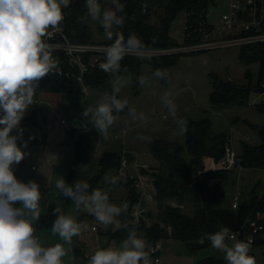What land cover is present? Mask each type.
Instances as JSON below:
<instances>
[{"label":"trees","instance_id":"16d2710c","mask_svg":"<svg viewBox=\"0 0 264 264\" xmlns=\"http://www.w3.org/2000/svg\"><path fill=\"white\" fill-rule=\"evenodd\" d=\"M215 3L216 0H125L122 4L126 18L120 30L126 38L130 33H136L149 49L178 48L181 44L171 35V31L178 16L185 13L188 29L182 46L192 45L197 41L201 42L202 38L198 37L194 40L187 34L194 31L198 34L201 26H207L209 9ZM65 11L66 34L70 41L82 44H111L112 41L101 39L104 36V30L100 26L95 32L88 24L86 0H71ZM210 29L213 28L210 26ZM200 35L203 36V34ZM52 55L59 58V63L65 66L67 74L62 79L56 78L52 73L42 78L36 87L33 104H36L42 93L70 95L77 100L83 94L82 85L78 80L80 69L76 65L73 66L65 55L55 52ZM182 55L186 54H166L151 57L150 60L130 57L121 64L122 67L126 66L134 87L139 89L136 78L142 75L144 65H148L154 71L157 68H166L169 73L170 69L178 64ZM85 60L87 61V58ZM239 60L246 67L257 64L258 72L254 75L250 69H247L244 79L240 82L213 77L210 102L214 108L233 111L248 107L251 93L264 86V43L240 47ZM108 80L109 74L101 69H92L84 76V84L101 94L111 90ZM256 108L258 112L264 113V101L257 104ZM180 117L188 122L187 132L183 135L184 141L159 139L150 146L152 158L158 162L157 166H152L151 169V179L156 188L158 212L152 210L149 213L150 225L145 222L138 224L132 222V207L139 198L133 182L121 180L113 185L103 181L109 170L118 171L121 153H107L98 162L99 173L89 183L88 194L99 189L107 192L110 199L109 189L114 187L116 190H123L121 196L115 201L121 202L127 199L129 203L128 212L118 217L122 223H127L128 228L116 231L110 229L106 233L99 234L105 235L108 243L113 241L121 243L127 238L129 230L136 227L138 234L146 237L149 243L174 239L183 242L192 254H197L210 247V242L207 240L203 245L198 243L199 238L205 233H214L224 227L230 231L238 230L256 213L264 214V193L260 197L256 189L252 192L249 202L240 201L238 209H234L232 205L231 209L216 208L217 200L222 197L221 189L228 182L234 170L233 167L264 171V123H253L248 119L242 120L240 117L232 120L233 122L243 121L256 133L258 142L251 144L243 141L241 155L237 156L238 160L233 166L224 168L220 165V161L226 147L230 144V135L216 133L209 119L196 121L185 114ZM83 120L84 117L81 116L76 126L67 129L66 134V142L75 148V167L79 164L91 163V149L97 139V131L84 126ZM38 124L37 112L34 111L32 116L24 122L23 141H28V145L43 143L49 135V129L45 125H39L44 134L41 142L27 132L28 126H38ZM11 135H14V130ZM30 136L31 139H29ZM210 180H215L216 184L208 198L206 192ZM189 204L193 205L192 214H188L185 210ZM13 207L21 208L20 202H16ZM57 215L50 210L48 214L40 216L37 221L38 227L52 229ZM79 216L81 222L94 218L93 215L83 213L81 210H79ZM250 246L264 248V231L255 236V243ZM74 253L75 264H87L88 256L81 247H76ZM249 255L253 256V252ZM209 263L224 264L218 260H210Z\"/></svg>","mask_w":264,"mask_h":264},{"label":"clouds","instance_id":"9594fccd","mask_svg":"<svg viewBox=\"0 0 264 264\" xmlns=\"http://www.w3.org/2000/svg\"><path fill=\"white\" fill-rule=\"evenodd\" d=\"M70 3L71 0H0V264H65L63 257L69 251L65 245H72L73 237H79L85 228L76 217L62 213L57 207L54 214L58 215L51 232L63 243L45 246L35 235L34 227L41 215L40 186L34 181H19L13 171V165H18L25 157L21 149L27 147L28 141L18 146L17 140L22 139L24 129L20 123L34 103L36 87L50 73H60L58 61L52 55L58 46L48 41L54 32L61 31L65 19L63 9ZM107 3L110 6L102 5L101 0H86L87 16L104 30L105 39L112 41L102 49L104 59L98 65L109 74L111 90L104 91L94 106L85 107L82 112L104 139L117 119L115 114L126 107L134 119L146 121L144 113L137 115L136 108L130 107L128 97L121 96L122 90L132 84V79L122 74L127 68L122 67L121 61L126 55L151 59L148 47L136 33L132 32L126 38L120 30L126 18L124 5L120 0H107ZM151 75L170 83L166 68H157ZM136 79L141 88L150 83L146 75ZM162 102L176 126L174 134L184 135L188 122L178 116L173 94L165 91ZM13 130L20 135H11ZM138 138L145 142L151 140L144 134H138ZM105 180L115 185L120 177L111 176ZM89 187L85 181L70 186L63 177L55 180V188L61 195L70 198L77 210L93 215L105 229L109 226L113 231L128 228L118 217L128 212L129 203H111L108 193L99 189L88 194ZM16 202L23 207H13ZM206 240L213 249L224 254L227 264H256L255 257L249 255L250 242L238 240L226 227L205 233L198 243L203 245ZM154 252L155 249L148 246L147 238L133 227L118 247H97L88 256L87 264H153L150 257Z\"/></svg>","mask_w":264,"mask_h":264},{"label":"rangeland","instance_id":"374dc122","mask_svg":"<svg viewBox=\"0 0 264 264\" xmlns=\"http://www.w3.org/2000/svg\"><path fill=\"white\" fill-rule=\"evenodd\" d=\"M104 6H110L105 0ZM229 8V0H216L215 5L211 6L208 12V24L213 28V36H218L219 30L223 26L222 17L227 13ZM88 24L96 32L99 25L97 22L92 21L88 17ZM186 26V14L182 13L176 19L171 35L181 44V47L172 49L171 52H183L179 58L178 64L170 69L169 79L170 83L157 80L152 77L151 73L154 71L148 65L142 67V75L149 77L150 83L143 88L134 87L133 81L129 87L122 90L121 96H127L130 101V107H135L137 115L143 112L146 116V121L134 119L129 114V109L126 107L123 112L117 115L114 125L109 130V135L106 139L102 138L100 133L97 132V139L91 149V163L79 164L75 167V148L72 144L66 142L67 127L62 124L61 119L56 114L55 107L51 105H44L38 103L40 112L45 113L49 135L45 142H41L32 147L33 159L25 164L19 163L13 165V171L16 178L24 183L34 181L40 186L41 200L40 208L41 215H46L48 212L54 211L55 208L60 207L62 213L76 217L80 221L79 210L74 206V202L70 198H66L60 194L59 190L55 188V180L59 177L65 179L66 184L74 185L76 182L85 181L88 184L99 173L98 162L107 153L116 152L121 153L123 150L130 151L138 154L141 157L144 153L147 154L146 161L150 162L152 166H157L158 162L152 158L150 153L151 144L159 139H173L184 141V137L176 136V126L171 117H168L166 107L163 105L162 97L165 91L173 94V98L178 105V116L185 114L191 119L200 121L209 119L212 123L213 130L216 133H228L231 137V147L237 156L241 155L242 142L255 144L258 138L243 121L233 122L236 117L248 119L253 123L263 124L264 113L257 111L256 105L264 101V95L258 94L255 91L250 95L251 106L245 108L234 109L233 111H225L214 108L210 102V94L212 92V79L217 77L222 80H232L240 82L244 79L247 69H250L254 75L258 72V65L254 64L249 67L244 66L239 60V48L229 49H215V50H198L201 47L200 41L188 46L184 44V36ZM196 34H188L187 36L192 39L203 36L201 31ZM231 32H226L230 35ZM105 39V35L101 37ZM202 41V40H201ZM190 53V54H187ZM132 79L130 73H122ZM53 76H55L52 73ZM179 93L178 95H176ZM101 93L87 89V94L77 100L70 95H64L63 102L58 112L62 114L63 119L67 122L69 127H74L80 121L82 112L85 107L94 106ZM84 126H88L96 130L90 123L83 120ZM97 131V130H96ZM125 131V134H123ZM138 134H144L151 137L150 142H145L138 138ZM249 137V139H247ZM143 160V159H141ZM34 167V169L32 168ZM235 168V167H233ZM252 169L235 168L232 173L237 171L243 172ZM111 176H118L117 171L109 170L103 178ZM233 179V178H232ZM232 182V181H231ZM225 184V189L228 191L234 189L232 183ZM214 181H208L207 197L209 198L213 191ZM253 183L245 184L238 188V192L243 194V197L249 198L250 187ZM236 185H240L237 183ZM111 198L115 202L121 196L123 190H116L114 187L109 189ZM231 192L226 194L229 196ZM21 208L23 205L20 203ZM155 212L157 204L153 206ZM188 214L193 213V205L189 204L185 209ZM83 212V211H82ZM158 212V211H157ZM86 213V212H83ZM84 230L79 237H73L72 245H65L69 249L68 254L63 257L65 264H75L76 247H81L87 254H92L97 247H118L121 243L113 241L108 243L105 235H99L92 231L93 218L84 222ZM36 232L35 235L39 237L45 246L55 243H63L58 235H54L51 229L39 228L37 221L34 225ZM148 246L149 243L147 240ZM161 244V251L159 254L160 264H211L210 260L222 261L224 264V254L211 246L192 254L186 245L178 240L169 239L159 241ZM250 252L256 259V264H264V248L250 246ZM153 256L150 257L153 260Z\"/></svg>","mask_w":264,"mask_h":264},{"label":"built area","instance_id":"2783aa9c","mask_svg":"<svg viewBox=\"0 0 264 264\" xmlns=\"http://www.w3.org/2000/svg\"><path fill=\"white\" fill-rule=\"evenodd\" d=\"M125 0H120L122 3ZM102 5L105 0H101ZM65 19L61 24V31L54 32L50 44L58 46L53 52L60 53L69 58L70 63L73 66H77L80 69V76L78 80L83 88V94H87L88 87L84 84V76L87 75L92 69H100L99 63L104 59L102 49L107 45L104 44H82L74 43L69 40L66 34V20L67 14L63 9ZM223 26L218 32V36H213V29L208 31L207 26L199 29L202 32L203 37L200 42V49L192 51H206L215 49H229V48H240L249 44L264 43V0H229V8L227 13L222 17ZM188 26H185V34ZM196 32V31H195ZM226 32H231L230 35H226ZM190 34V33H189ZM188 35V34H187ZM185 40V36L183 38ZM149 49V48H148ZM172 49H149V55L151 57L162 56L166 54L183 53V52H171ZM58 61L60 73L55 74V77L62 79L65 77L66 70L65 66L59 63V58L53 56ZM130 57H136L133 55H126L121 63ZM87 58V61L85 60ZM138 58V57H137ZM252 104H249L251 106ZM58 117L61 119L67 129L70 127L67 122L63 119L62 114L58 113ZM125 134V131H123ZM249 139V138H247ZM147 154L144 153L141 157L138 154H134L130 151L123 150L121 152L120 167L117 171V175L120 177V181L133 182V186L138 193V200L134 203L131 212L132 222L138 224L145 222L147 225L151 224V218L149 213L153 210V206L156 203V188L151 179L152 164L146 161ZM143 159V160H141ZM238 160L237 155L233 151L231 144L225 149L224 155L220 161V165L224 168L231 167ZM34 169V167H33ZM123 201H127L124 199ZM121 201V202H123ZM119 205L121 202L111 201ZM240 204V196L235 195L232 198V207L238 209ZM264 214L261 212L251 218L245 225L238 230H231L230 232L235 234L238 240H242L246 243L250 242V245L255 243V236L264 231ZM92 231L101 234L106 233L110 229H105L100 225L95 217L93 218ZM155 249L153 256V264H160L159 254L161 251V244L159 242L152 243L149 245Z\"/></svg>","mask_w":264,"mask_h":264},{"label":"crops","instance_id":"0c3cea01","mask_svg":"<svg viewBox=\"0 0 264 264\" xmlns=\"http://www.w3.org/2000/svg\"><path fill=\"white\" fill-rule=\"evenodd\" d=\"M63 97H64V95L57 94V93H42L39 96L36 104L30 105L29 108L27 109L24 117L21 120L20 127L22 129H25V126H24L25 120L28 119L30 116H32L34 111H36L37 112V122L39 124H38V126L37 125L28 126L27 132L31 136L38 139L39 142H41L44 134H43L42 129L39 127V125H41V126L45 125L47 128H48V126H47V120L45 118V113L40 112L39 107H38V103H41L44 105H51V106L57 108L55 111L56 112L55 115H58V113H60V112H58V110L60 109L59 107L61 106V104L63 102ZM14 135L19 136L20 134L16 130H14ZM23 140H24V131H23L22 139L17 140L19 142L18 146H22ZM33 146L34 145H28L27 144L26 148L22 147L21 150L25 152V157L20 162L21 164H25L26 162H29V159H30V162L32 161L33 155H34L33 149H32ZM213 181H214V184H213V188H214L216 181L215 180H213ZM228 182L232 183L231 187H234V189L232 188V190L228 191L227 188L225 189L226 183L223 185V187L221 189L222 197L220 199H218L216 202V208H218V209H231L232 198L235 195L240 196L241 202L247 203L250 201L251 194L255 189H256L255 191H256L257 195L260 197L264 193V171H262V170H248V171H243V172L237 171L236 173L230 174ZM244 182H245V184L253 183L252 186L250 187L249 198H246V197L244 198L243 194H241L240 192L237 191L239 186L240 187L243 186ZM237 183H240V185H236ZM229 192H231V194L229 196H226V194H228ZM89 255H90V253L88 254V252H87V256H89Z\"/></svg>","mask_w":264,"mask_h":264},{"label":"water","instance_id":"95a60500","mask_svg":"<svg viewBox=\"0 0 264 264\" xmlns=\"http://www.w3.org/2000/svg\"><path fill=\"white\" fill-rule=\"evenodd\" d=\"M207 29H208V31L210 30V25L209 24H207ZM255 92L258 93V94L264 95V86H262L258 90H255ZM203 169H204V167H203Z\"/></svg>","mask_w":264,"mask_h":264}]
</instances>
